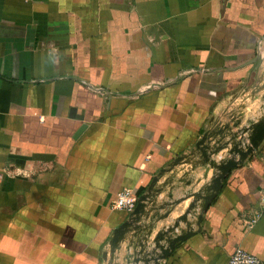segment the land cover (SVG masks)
<instances>
[{"label":"crops","instance_id":"1","mask_svg":"<svg viewBox=\"0 0 264 264\" xmlns=\"http://www.w3.org/2000/svg\"><path fill=\"white\" fill-rule=\"evenodd\" d=\"M263 52L264 0H0V264L264 261V139L205 209L264 121Z\"/></svg>","mask_w":264,"mask_h":264},{"label":"water","instance_id":"2","mask_svg":"<svg viewBox=\"0 0 264 264\" xmlns=\"http://www.w3.org/2000/svg\"><path fill=\"white\" fill-rule=\"evenodd\" d=\"M84 127H82L78 133L75 135V139L80 136L82 133ZM251 131V134L248 135L247 137H244V133H247ZM243 133V134H242ZM241 134L243 135V139L241 140V144H236L234 148L232 149V154L233 156H237L238 159L235 157L225 161L221 166H220V173L217 176L215 180V184L212 188L213 193L207 197V204L205 209L207 210L208 207L211 204V201L215 199L217 194L220 192L222 189V183L225 180L226 176L230 173L232 169L237 167L242 160H244L248 155L252 154L254 151H257L259 149V145L261 144L262 140L264 139V121H261L259 124L252 125L249 129L244 130ZM237 136V135H235ZM233 140L235 141V137H232ZM249 139V144L245 145L244 141L246 139ZM207 140V135L202 139L200 142V146L204 144V142ZM244 143V144H243ZM240 146H244L243 148ZM247 148V149H244ZM150 197V194L144 195L138 199L137 206L135 210L131 213V215L136 218H138L141 214L145 212L146 208V203ZM131 223L127 222L124 225H122L120 228H118L115 233L114 237L111 241V247L112 251L115 252V250L118 247L119 241L125 234L126 230L130 226ZM189 238L188 234L180 235L176 238H174L172 241H170L169 245L167 248L162 249V255L161 259H165L170 256L172 252H174L175 248L177 245L181 242H184Z\"/></svg>","mask_w":264,"mask_h":264},{"label":"built area","instance_id":"3","mask_svg":"<svg viewBox=\"0 0 264 264\" xmlns=\"http://www.w3.org/2000/svg\"><path fill=\"white\" fill-rule=\"evenodd\" d=\"M138 197L134 194V191L131 189H124L117 197L115 207L120 210H124L128 213H132L138 203ZM261 209L255 213L251 218L247 221V226L251 229L255 227L256 223L262 218L264 215V201L261 202ZM227 264H264V261L259 258L253 256L246 250L242 248H238L229 258Z\"/></svg>","mask_w":264,"mask_h":264},{"label":"rangeland","instance_id":"4","mask_svg":"<svg viewBox=\"0 0 264 264\" xmlns=\"http://www.w3.org/2000/svg\"><path fill=\"white\" fill-rule=\"evenodd\" d=\"M262 57V56H261ZM262 60H264V52H263V57ZM256 100V99H255ZM245 102H247V108L245 107V109H247V111L249 112V110H252V106H254V102L253 100H246ZM245 102H243V104H246ZM248 142L249 144V139L247 138L246 143Z\"/></svg>","mask_w":264,"mask_h":264}]
</instances>
